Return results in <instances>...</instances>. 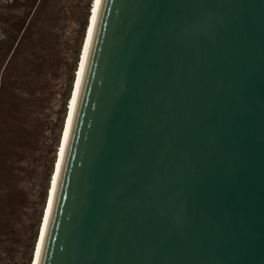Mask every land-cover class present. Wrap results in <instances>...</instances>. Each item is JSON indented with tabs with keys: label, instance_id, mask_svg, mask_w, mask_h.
I'll use <instances>...</instances> for the list:
<instances>
[{
	"label": "water",
	"instance_id": "1",
	"mask_svg": "<svg viewBox=\"0 0 264 264\" xmlns=\"http://www.w3.org/2000/svg\"><path fill=\"white\" fill-rule=\"evenodd\" d=\"M37 264H264V0H100Z\"/></svg>",
	"mask_w": 264,
	"mask_h": 264
},
{
	"label": "rangeland",
	"instance_id": "2",
	"mask_svg": "<svg viewBox=\"0 0 264 264\" xmlns=\"http://www.w3.org/2000/svg\"><path fill=\"white\" fill-rule=\"evenodd\" d=\"M97 0H0V264H36Z\"/></svg>",
	"mask_w": 264,
	"mask_h": 264
},
{
	"label": "bare ground",
	"instance_id": "3",
	"mask_svg": "<svg viewBox=\"0 0 264 264\" xmlns=\"http://www.w3.org/2000/svg\"><path fill=\"white\" fill-rule=\"evenodd\" d=\"M99 2H100V0H97L96 8H95L94 13H93V19H92V24H91L92 28H91V31H90L89 40L87 41L88 43H87V47H86L85 56H84V59H82V63H81V67H80V76H79V80L77 82L76 92L74 94L75 96H73L72 103H71V112H70V116H69L68 121H67L66 135H65V139H64V141L62 143L61 150H60V155H59V158H58V161H57V168H56L54 179H53L52 192H51L50 200H49V203H48V208L46 210L47 212H46L45 221H44V225H43L42 233H41V239H40V243H39L37 261H38V257H39V253H40L42 239H43V236H44V233H45L44 231H45V227H46V223H47V219H48V213H49V210H50V205H51V201H52V197H53V193H54V189H55V185H56V179H57V175H58V171H59V167H60V163H61V159H62V154H63V150H64V147H65L69 126H70L72 114H73L74 107H75L76 97H77V93H78V89H79V85H80V81H81V77H82V73H83L84 63H85V60H86V55H87V51H88V47H89V43H90V39H91V34H92L93 27H94L96 15H97V10H98V7H99ZM37 261H36V264H37Z\"/></svg>",
	"mask_w": 264,
	"mask_h": 264
}]
</instances>
